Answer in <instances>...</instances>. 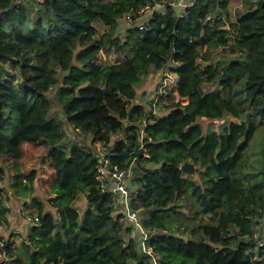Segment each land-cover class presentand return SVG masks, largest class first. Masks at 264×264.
<instances>
[{
    "label": "trees",
    "instance_id": "1",
    "mask_svg": "<svg viewBox=\"0 0 264 264\" xmlns=\"http://www.w3.org/2000/svg\"><path fill=\"white\" fill-rule=\"evenodd\" d=\"M164 1L0 0V160L13 158L19 198L36 176L19 168L25 143L47 149L55 170V212L37 196L24 202L38 220L21 246L2 236L12 223L0 200L10 264H264L255 236L264 225V0H242L231 19L229 0H196L186 14L166 3L145 29L115 34L123 16ZM102 50L123 57L102 59ZM167 68L174 111L140 124L141 103L127 123L103 111L104 97L133 101L145 76ZM203 116L224 121L205 130ZM96 142L132 168L130 207L151 253L100 186ZM79 193L90 203L82 218Z\"/></svg>",
    "mask_w": 264,
    "mask_h": 264
},
{
    "label": "rangeland",
    "instance_id": "2",
    "mask_svg": "<svg viewBox=\"0 0 264 264\" xmlns=\"http://www.w3.org/2000/svg\"><path fill=\"white\" fill-rule=\"evenodd\" d=\"M242 0H229V18H234L238 8L242 7ZM164 5L161 6H152V4L142 7L137 12L133 11V14L136 16L134 21L147 18L153 12H159L163 14L165 12ZM121 19V18H120ZM119 26L115 30L117 36L123 35V31L128 28L129 24L123 19L119 21ZM229 26V24H227ZM206 46L203 47V50ZM122 53L118 52H107L105 50L101 51V58L118 61L122 58ZM176 73L167 68L165 73L163 71L156 72L153 70L149 75L145 76L141 83L137 85V97L133 101L120 100L117 95L104 97L101 101L102 109L107 115L113 116L117 120H122L124 122L129 121V113L132 110L133 103L143 104L145 112H142L137 116V124H140L142 120H150L155 116H162L166 113L174 111V108H167L172 96H170V91L174 87ZM209 85L208 83L206 84ZM213 88V86H209ZM173 96L177 100H181L183 103L187 101V98H181L178 96L177 92L174 91ZM54 113L60 117L63 116L61 108L56 104L54 106ZM145 114V116H143ZM142 119V120H141ZM228 119V118H225ZM198 121L203 125L205 130L209 128H220V125L224 120L221 119H211L205 116L198 118ZM69 124H67L68 126ZM70 130L69 134L72 138L78 142H85L87 144H92V136L89 133H84L81 130L72 129V126L69 125ZM96 146L97 154H107L108 147L103 148L100 142L93 144ZM23 156L20 159V170L22 172L30 173L33 169L36 171V176L33 184L32 192L29 195L19 198L15 193L12 186L14 181V174L16 173V165L12 157H7L6 160H0V164L4 167V173H0V200H3L4 204L8 206L9 212H7L8 217L10 218V223H12L10 230H6L2 233V236L7 237L9 234H15L17 229L16 226H19L21 231L19 234L21 238L24 239L26 233V228L29 226L30 222L27 218L29 211L32 212L33 209H29L25 206L26 201H30L32 196H37L40 198L46 205V210L50 209L55 212V208L51 205L50 201V186L55 178V170L51 164V158L47 154V149L43 146H36L30 143H25L23 145ZM133 172V171H132ZM134 174L130 176L131 187L135 189L134 182L132 180ZM51 204H50V202ZM75 205L77 206L81 218L83 217L85 211L90 206L89 201L87 200L84 193H79L77 199L75 200ZM9 223V224H10ZM14 225V226H13ZM16 225V226H15ZM13 229V230H12ZM18 240V238H16ZM19 245V242L17 244ZM22 255L24 253L21 249ZM256 260L258 258L256 257ZM20 264H23L22 262Z\"/></svg>",
    "mask_w": 264,
    "mask_h": 264
},
{
    "label": "built area",
    "instance_id": "3",
    "mask_svg": "<svg viewBox=\"0 0 264 264\" xmlns=\"http://www.w3.org/2000/svg\"><path fill=\"white\" fill-rule=\"evenodd\" d=\"M195 2L196 0H167L164 2H156L153 6H161L167 3L174 8L183 10L186 14L189 7L194 5ZM153 13L150 14V16H148L147 18L141 20H139L138 18L137 22L136 20L134 21V17L131 13L123 16L122 19L129 25L135 23V26H139V28L145 29L147 25L150 24ZM162 71L165 73L166 70ZM131 174V168H122L118 164L113 163L107 154L100 153L99 164L97 167V179L102 190L111 193L117 204L119 212H122L124 214L122 219L125 225L131 228V230L129 231V235L134 236L135 232L138 230L142 238L141 245L143 250L151 253L152 249L146 244L148 235L144 232L141 226V216L136 210H133L130 207L131 197L133 194L131 184L129 183ZM27 218L30 222H28L29 226L26 228V233H29L31 230V225L34 223V221L38 220V217L36 215H33L32 212L29 211L27 214ZM3 229L4 226L0 225V234ZM13 229H17V232L11 238V240L17 242L16 238H19L20 236L17 233H19V231L21 230L17 227ZM255 236L258 246L264 245V225L256 230ZM5 246L6 239H0V248L3 249H1L2 251L0 250V258L5 260V264H10V256L6 253Z\"/></svg>",
    "mask_w": 264,
    "mask_h": 264
},
{
    "label": "water",
    "instance_id": "4",
    "mask_svg": "<svg viewBox=\"0 0 264 264\" xmlns=\"http://www.w3.org/2000/svg\"><path fill=\"white\" fill-rule=\"evenodd\" d=\"M3 53L0 52V56H2ZM181 169H183L186 172L193 173L195 171L194 165L190 162H185L182 166Z\"/></svg>",
    "mask_w": 264,
    "mask_h": 264
},
{
    "label": "clouds",
    "instance_id": "5",
    "mask_svg": "<svg viewBox=\"0 0 264 264\" xmlns=\"http://www.w3.org/2000/svg\"><path fill=\"white\" fill-rule=\"evenodd\" d=\"M167 70V69H166ZM160 71H162V70H160ZM156 72H158V71H156ZM176 73V72H175ZM176 77V76H175ZM132 169V168H131ZM133 173V172H132ZM28 208V207H27ZM29 209H32V208H29ZM9 212V211H8ZM32 212H33V210H32ZM34 215V214H33ZM8 216V215H7ZM32 226V225H31ZM28 234V233H27ZM27 234L24 236V238H26V236H27ZM19 238H21V237H19ZM21 240H22V242H23V238H21ZM22 242H21V244H22Z\"/></svg>",
    "mask_w": 264,
    "mask_h": 264
},
{
    "label": "crops",
    "instance_id": "6",
    "mask_svg": "<svg viewBox=\"0 0 264 264\" xmlns=\"http://www.w3.org/2000/svg\"><path fill=\"white\" fill-rule=\"evenodd\" d=\"M14 226V225H13ZM16 227H19V226H16ZM20 228V227H19ZM18 238V237H17ZM18 242H19V245L21 244V242H22V240H21V238H18V240H17V244H18Z\"/></svg>",
    "mask_w": 264,
    "mask_h": 264
}]
</instances>
